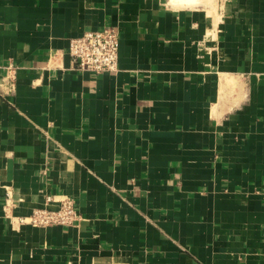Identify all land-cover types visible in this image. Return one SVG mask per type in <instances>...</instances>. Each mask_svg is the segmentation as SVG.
<instances>
[{"label": "crops", "instance_id": "1", "mask_svg": "<svg viewBox=\"0 0 264 264\" xmlns=\"http://www.w3.org/2000/svg\"><path fill=\"white\" fill-rule=\"evenodd\" d=\"M107 25L117 69L76 66ZM8 63L0 264H264V0H0ZM48 195L82 218L19 221Z\"/></svg>", "mask_w": 264, "mask_h": 264}, {"label": "built area", "instance_id": "2", "mask_svg": "<svg viewBox=\"0 0 264 264\" xmlns=\"http://www.w3.org/2000/svg\"><path fill=\"white\" fill-rule=\"evenodd\" d=\"M120 32L115 26L90 29L73 36L69 41V54L73 63L81 69L96 73L113 71L119 62ZM0 95H13L16 90V66L13 63L0 65ZM76 201L70 196L48 195L46 204L35 208L29 215L20 216L21 223L33 226L73 225L81 219Z\"/></svg>", "mask_w": 264, "mask_h": 264}, {"label": "bare ground", "instance_id": "3", "mask_svg": "<svg viewBox=\"0 0 264 264\" xmlns=\"http://www.w3.org/2000/svg\"><path fill=\"white\" fill-rule=\"evenodd\" d=\"M189 1V0H188ZM190 2H192V1H190Z\"/></svg>", "mask_w": 264, "mask_h": 264}, {"label": "rangeland", "instance_id": "4", "mask_svg": "<svg viewBox=\"0 0 264 264\" xmlns=\"http://www.w3.org/2000/svg\"><path fill=\"white\" fill-rule=\"evenodd\" d=\"M173 1H175V0H173Z\"/></svg>", "mask_w": 264, "mask_h": 264}]
</instances>
